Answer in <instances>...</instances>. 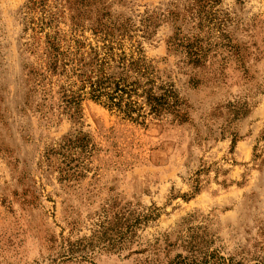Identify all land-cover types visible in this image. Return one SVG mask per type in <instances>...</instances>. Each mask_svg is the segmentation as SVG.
Segmentation results:
<instances>
[{
  "label": "rangeland",
  "instance_id": "rangeland-1",
  "mask_svg": "<svg viewBox=\"0 0 264 264\" xmlns=\"http://www.w3.org/2000/svg\"><path fill=\"white\" fill-rule=\"evenodd\" d=\"M102 39L177 117L68 113L52 44ZM0 264H264V0H0Z\"/></svg>",
  "mask_w": 264,
  "mask_h": 264
},
{
  "label": "trees",
  "instance_id": "trees-1",
  "mask_svg": "<svg viewBox=\"0 0 264 264\" xmlns=\"http://www.w3.org/2000/svg\"><path fill=\"white\" fill-rule=\"evenodd\" d=\"M52 44L53 70L65 80L62 100L68 113L78 115L80 103L90 100L110 112L144 125L150 117H177L184 101L174 85L164 82L139 44L102 39L75 40L62 50ZM197 60L196 54L191 55ZM198 61V60H197Z\"/></svg>",
  "mask_w": 264,
  "mask_h": 264
}]
</instances>
